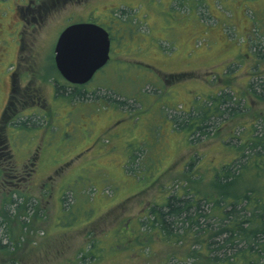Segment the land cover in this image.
Instances as JSON below:
<instances>
[{
  "label": "rangeland",
  "instance_id": "rangeland-1",
  "mask_svg": "<svg viewBox=\"0 0 264 264\" xmlns=\"http://www.w3.org/2000/svg\"><path fill=\"white\" fill-rule=\"evenodd\" d=\"M44 1L30 24L28 0H0V205L11 193L32 201L10 222L0 264H188L200 244L180 223L118 234L154 220L170 196L209 187L264 114V0ZM110 16L117 43L80 86L86 96L56 91L63 29ZM220 91L245 101L239 114L208 135L177 127ZM93 242L99 258L82 262Z\"/></svg>",
  "mask_w": 264,
  "mask_h": 264
},
{
  "label": "trees",
  "instance_id": "trees-1",
  "mask_svg": "<svg viewBox=\"0 0 264 264\" xmlns=\"http://www.w3.org/2000/svg\"><path fill=\"white\" fill-rule=\"evenodd\" d=\"M249 89L256 93L254 86H249ZM71 92L78 98L87 94L80 86H73ZM106 96L111 98L109 94ZM244 102L242 105L241 98L237 100L227 91L212 93L197 107L196 116L195 112L185 114L181 119L175 116V121L178 128L189 126L192 135H208L224 115L239 114L245 107ZM249 129L246 138L238 137V145H235L238 155L215 171L209 187L188 188L182 196H170L165 204L152 208L150 214L155 215L154 220H140L135 227L124 226L118 238L145 227L148 228L146 230L160 228L162 232L172 231L180 223L189 231L193 229L191 234L198 238L202 248H193V258L188 264H264V114ZM189 165L192 168L194 164ZM31 204V200L16 198L11 193L0 205V248L12 246L3 244V238L11 231L10 222L14 221L18 211L21 212L18 220H23L21 216L27 215ZM95 244L93 242L81 261L88 256L99 258L96 254L98 249H93ZM200 252L205 256L199 257ZM13 263L14 259L10 261Z\"/></svg>",
  "mask_w": 264,
  "mask_h": 264
},
{
  "label": "water",
  "instance_id": "water-1",
  "mask_svg": "<svg viewBox=\"0 0 264 264\" xmlns=\"http://www.w3.org/2000/svg\"><path fill=\"white\" fill-rule=\"evenodd\" d=\"M108 30L94 22L67 26L55 47V60L63 77L74 84L89 82L110 59Z\"/></svg>",
  "mask_w": 264,
  "mask_h": 264
},
{
  "label": "flooded vegetation",
  "instance_id": "flooded-vegetation-1",
  "mask_svg": "<svg viewBox=\"0 0 264 264\" xmlns=\"http://www.w3.org/2000/svg\"><path fill=\"white\" fill-rule=\"evenodd\" d=\"M58 0H52L51 1V5H54L56 2H57ZM41 2V5H39V4H37V6H36V8H33V5L34 4H36L35 2H33V0H28V7L27 8H24V10H27L28 11V13L26 14V13H24V16H26V17H24L22 20H23V22H27V23H32L33 24V22H35V23H42V19H40V18H30V17H35L36 15H40L41 14V11L44 9V7H46V3H45V1L44 0H41L40 1ZM39 2V3H40ZM21 4H23V3H21ZM24 5V4H23ZM22 5V6H23ZM44 5V6H43ZM21 10V12H22V9H20ZM27 17H29V18H27ZM104 21H103V23H101V22H99V21H96V20H87V21H85V22H94V23H97V24H99V25H101V26H103V27H105L107 30H108V32H109V35H110V39H111V48L113 47V45H114V43H117V41H116V39H117V32L120 30V28L118 27V25L119 26H121L120 25V22H119V20L116 18V17H114V16H110V17H105L104 19H103ZM21 22V21H20ZM80 22H83V21H80ZM23 25H24V23H23ZM22 25V26H23ZM120 35V33L118 34V36ZM110 59H111V50H110ZM110 59H109V61H110ZM54 61L55 62H53L54 63V68H55V72L58 74V75H60L61 77H62V79L60 78H57V76H55L54 77V80H53V82H51V85L53 86V87H55V90L57 91V86H88L89 84V82L94 78V76L96 75V73H95V75L93 76V78L89 81V82H87V83H85V84H74V83H72V82H70V81H68V80H66L64 77H63V75L60 73V71H59V69H58V67H57V64H56V60H55V58H54ZM108 61V62H109ZM53 76H54V70H53ZM14 77V76H13ZM63 79L65 80V81H63ZM15 85V83L13 82V86ZM15 91H17V90H15Z\"/></svg>",
  "mask_w": 264,
  "mask_h": 264
}]
</instances>
